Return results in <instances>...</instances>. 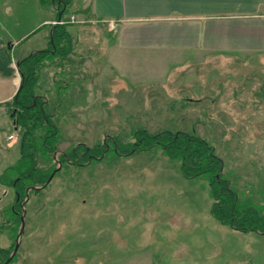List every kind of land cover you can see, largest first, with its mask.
<instances>
[{
    "label": "rangeland",
    "instance_id": "1",
    "mask_svg": "<svg viewBox=\"0 0 264 264\" xmlns=\"http://www.w3.org/2000/svg\"><path fill=\"white\" fill-rule=\"evenodd\" d=\"M83 1L71 0L59 24L46 1L0 0V263L24 212L9 264H264V234L218 221L208 176L185 174L181 158L158 145L168 132L209 143L238 208L251 200L264 219V57H210L163 82L129 86L108 66L112 22L84 16ZM52 35L66 59L43 65L34 92L50 104L56 151L33 156L40 170H60L18 206L7 184L25 135L11 118L15 63L51 48ZM36 126L26 142L44 135ZM112 140L126 150L101 154ZM62 153L73 158L61 163Z\"/></svg>",
    "mask_w": 264,
    "mask_h": 264
},
{
    "label": "crops",
    "instance_id": "2",
    "mask_svg": "<svg viewBox=\"0 0 264 264\" xmlns=\"http://www.w3.org/2000/svg\"><path fill=\"white\" fill-rule=\"evenodd\" d=\"M77 9L112 22L108 66L129 86L210 57H264V0H84Z\"/></svg>",
    "mask_w": 264,
    "mask_h": 264
},
{
    "label": "trees",
    "instance_id": "3",
    "mask_svg": "<svg viewBox=\"0 0 264 264\" xmlns=\"http://www.w3.org/2000/svg\"><path fill=\"white\" fill-rule=\"evenodd\" d=\"M40 1H46L52 6L56 13L55 20L60 22L72 3L71 0ZM81 11L84 12V16L88 15L91 17L88 14V9ZM81 11L79 13H81ZM63 29L64 28L61 27V25H54L51 28V32L58 33L60 31L62 32ZM61 35L64 36L65 33H61ZM53 38H55L54 35L50 37L51 48L34 51L27 57L17 60L15 63L16 71L20 75V83L12 101L10 102L13 106L11 118L13 119L14 130L17 131L23 129V134L25 135L21 143L22 157L11 170V173H9L7 184L9 187L14 188L16 193L15 200L18 206L27 203L28 192L30 190H42L47 186H45V184L52 173L54 171L57 173L60 170H40L36 162L37 158L35 159L33 156V151L35 149H38L41 152L46 151L47 155H51V157L56 151V139L53 138V135L56 131L58 133V129L52 124L50 125L51 121L47 115V111H45L50 104L48 102H43L42 100L44 98L34 92L36 89L35 84L38 80V74L41 68H43V65L51 61V65H49L53 66L52 61L55 58L66 59L65 56H63V52H60L63 50H60V48L54 44L55 41ZM9 50L10 47L6 45L4 51ZM33 57H36V59L30 61ZM56 66H54V68H57L60 65ZM0 69H2L1 64ZM36 124L38 125V130L44 135H41L35 139V141L31 140L26 142V134L35 129L37 127ZM112 142L113 143L107 142V144L104 142L100 153L105 155L108 151H113L116 154L126 150V147L119 144L116 140H112ZM158 145H160L164 151L181 158L183 164L182 169L185 174H191L190 176H193V178L201 175L208 176L209 186L214 198L212 215L218 221L238 231H260L264 234V219L258 214H254V211L250 206L251 204L248 203L251 200L243 203L242 209L238 208V198L236 197L235 192L228 186L227 183L229 181L222 175L223 161L214 153V148L209 145V143L188 133L179 132L176 134H169L168 132L166 133L164 143L159 142ZM61 156V163L67 162V160L73 158L65 153H62ZM91 157L92 155H88L87 159ZM12 175L15 176L13 179H11ZM37 185L41 187L36 188L35 186ZM3 263L4 262H1L0 264Z\"/></svg>",
    "mask_w": 264,
    "mask_h": 264
},
{
    "label": "water",
    "instance_id": "4",
    "mask_svg": "<svg viewBox=\"0 0 264 264\" xmlns=\"http://www.w3.org/2000/svg\"><path fill=\"white\" fill-rule=\"evenodd\" d=\"M7 46H9L10 47V44L8 43L7 44ZM19 87V86H18ZM18 89V88H17ZM17 91V90H16ZM58 170V169H57ZM55 173H56V171H54L53 173H52V175L49 177V179H48V181H47V183L45 184V186L46 185H48L49 183H50V181L52 180V178H53V176L55 175ZM27 200V199H26ZM24 212H23V214L21 215V217H20V221H21V226H20V230H19V232H18V234H17V239H16V244H15V247H14V249H13V251H12V253L10 254V256L4 261V263L3 264H9L10 262H11V260L14 258V256L16 255V253H17V251H18V249H19V239H20V237L22 236V233H23V231H24Z\"/></svg>",
    "mask_w": 264,
    "mask_h": 264
},
{
    "label": "bare ground",
    "instance_id": "5",
    "mask_svg": "<svg viewBox=\"0 0 264 264\" xmlns=\"http://www.w3.org/2000/svg\"><path fill=\"white\" fill-rule=\"evenodd\" d=\"M15 85H16V88L14 89V92H15V90L17 89L18 80L15 81Z\"/></svg>",
    "mask_w": 264,
    "mask_h": 264
},
{
    "label": "built area",
    "instance_id": "6",
    "mask_svg": "<svg viewBox=\"0 0 264 264\" xmlns=\"http://www.w3.org/2000/svg\"><path fill=\"white\" fill-rule=\"evenodd\" d=\"M59 24H61V22L58 21Z\"/></svg>",
    "mask_w": 264,
    "mask_h": 264
}]
</instances>
